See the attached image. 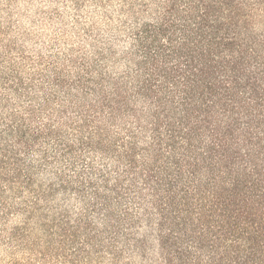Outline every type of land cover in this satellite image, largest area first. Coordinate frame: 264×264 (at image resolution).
<instances>
[{"label":"trees","instance_id":"1","mask_svg":"<svg viewBox=\"0 0 264 264\" xmlns=\"http://www.w3.org/2000/svg\"><path fill=\"white\" fill-rule=\"evenodd\" d=\"M139 4L125 69H88L70 94L94 95L77 105L80 145L112 160L90 182L100 209L118 237L156 232L165 264H264V0ZM17 135L39 139L20 122Z\"/></svg>","mask_w":264,"mask_h":264},{"label":"rangeland","instance_id":"2","mask_svg":"<svg viewBox=\"0 0 264 264\" xmlns=\"http://www.w3.org/2000/svg\"><path fill=\"white\" fill-rule=\"evenodd\" d=\"M140 1L149 3L0 0V264H165L156 232L141 224L118 237L100 209L90 182L103 187L99 171L112 173V160L80 145L90 130L77 105L94 95L78 103L70 95L88 69H125L129 11ZM19 122L39 135L30 149L18 139ZM112 198L118 222L124 208Z\"/></svg>","mask_w":264,"mask_h":264}]
</instances>
